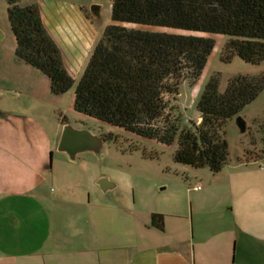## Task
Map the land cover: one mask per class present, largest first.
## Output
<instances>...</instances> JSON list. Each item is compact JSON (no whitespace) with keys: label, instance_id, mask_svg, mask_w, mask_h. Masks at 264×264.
I'll return each instance as SVG.
<instances>
[{"label":"rangeland","instance_id":"rangeland-1","mask_svg":"<svg viewBox=\"0 0 264 264\" xmlns=\"http://www.w3.org/2000/svg\"><path fill=\"white\" fill-rule=\"evenodd\" d=\"M47 1L74 3L87 8L90 13L92 7H99L100 20L92 19L90 32L86 33L89 38L84 39V49H79L77 61L81 69L72 76L73 87L64 94L55 95L46 75L16 57L17 43L8 18V0H0V29L6 34L0 47V111L9 114L6 119H0V197L8 195L3 202L10 203L15 195L25 191L43 189L46 183L66 194V202L87 201L89 195L96 202L102 198L97 179L105 176L119 185L110 198L118 197L130 204L135 200L137 208L186 215L190 222L194 219L196 243L199 244L201 235L202 244H207L204 254L207 264H222L217 247L219 242L229 240L226 232L234 233L239 221L248 223L249 216H256L250 211L252 205H259V221L264 223V91L241 114L247 124V133L240 132L236 118L226 124L223 136L229 155L220 173L177 164L174 161L177 146L148 140L75 112L76 88L106 29L112 24L111 0H19V5L39 6ZM139 28L215 41L198 81L181 85L178 106L187 122L198 123L197 105L212 77H220L224 92L228 80L234 76L264 73V62L256 67L239 58L230 63L223 61L227 36L160 27ZM69 125L110 135L101 157L92 152L81 153L77 164L61 165L63 172H56L53 178L24 180L21 166L30 159L44 160L49 170L53 158L56 164L60 159L68 160L66 154L58 151V143L64 128ZM17 171L19 176L16 178ZM228 207L234 212L227 218ZM260 233L263 236L264 229Z\"/></svg>","mask_w":264,"mask_h":264},{"label":"trees","instance_id":"trees-1","mask_svg":"<svg viewBox=\"0 0 264 264\" xmlns=\"http://www.w3.org/2000/svg\"><path fill=\"white\" fill-rule=\"evenodd\" d=\"M111 2L112 24L76 88L75 111L139 137L177 146V164L220 173L229 155L223 130L263 93L264 73L234 76L224 92L220 77H212L197 105L200 123L187 122L178 106L181 85L198 81L215 41L139 27L227 36L222 60L230 63L239 58L257 67L264 62V0ZM8 18L16 57L46 75L55 95L69 91L73 78L43 22L40 6L21 7L19 0H8ZM262 129L264 134V125ZM152 222L163 228L162 215H153Z\"/></svg>","mask_w":264,"mask_h":264},{"label":"crops","instance_id":"crops-1","mask_svg":"<svg viewBox=\"0 0 264 264\" xmlns=\"http://www.w3.org/2000/svg\"><path fill=\"white\" fill-rule=\"evenodd\" d=\"M39 6L73 76L81 69L79 49H84V39L89 38L86 33L95 18L87 8L70 2L47 1ZM5 114L2 119L9 116ZM198 119L200 123V114ZM67 158L58 164L53 158L50 170L42 159L26 161L21 166L24 180L53 178L56 172H63L61 165L77 164L80 159L79 155L75 161ZM18 171L13 173L16 178ZM101 179H108L113 187L103 191L97 184L102 198L96 202L91 195L87 201L66 202L67 195L48 183L38 191L15 195L10 203L3 202L8 195H1L0 264H207V244H202L201 235L196 243L194 219L190 222L186 215L137 208L135 200L130 204L110 198L119 185L105 176L98 182ZM250 209L256 216H249L248 223L239 221L234 233L226 232L229 240L219 242L222 264H264V233H260L264 223L259 221V205ZM226 210L228 218L234 209ZM155 214L163 216L162 229L152 222Z\"/></svg>","mask_w":264,"mask_h":264},{"label":"water","instance_id":"water-1","mask_svg":"<svg viewBox=\"0 0 264 264\" xmlns=\"http://www.w3.org/2000/svg\"><path fill=\"white\" fill-rule=\"evenodd\" d=\"M99 7H92V16L99 21ZM6 38L4 30L0 29V47ZM6 114L0 111V119L5 118ZM237 126L241 133H247V124L243 117L238 116L236 118ZM105 140L94 134L87 129H76L73 126H66L63 130V134L60 138L58 150L61 153H65L70 160L75 161L77 156L81 153L92 152L97 156H101L105 147ZM98 185L103 191L111 189L113 185L110 184L108 179H101Z\"/></svg>","mask_w":264,"mask_h":264},{"label":"flooded vegetation","instance_id":"flooded-vegetation-1","mask_svg":"<svg viewBox=\"0 0 264 264\" xmlns=\"http://www.w3.org/2000/svg\"><path fill=\"white\" fill-rule=\"evenodd\" d=\"M98 135L101 136L105 140V143L109 140L107 137L108 135L105 136V135H101L99 133H98Z\"/></svg>","mask_w":264,"mask_h":264},{"label":"built area","instance_id":"built-area-1","mask_svg":"<svg viewBox=\"0 0 264 264\" xmlns=\"http://www.w3.org/2000/svg\"><path fill=\"white\" fill-rule=\"evenodd\" d=\"M200 189V188H199Z\"/></svg>","mask_w":264,"mask_h":264}]
</instances>
